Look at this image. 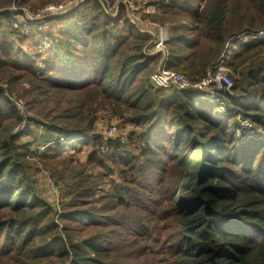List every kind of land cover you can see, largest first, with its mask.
Here are the masks:
<instances>
[{"label":"trees","instance_id":"1","mask_svg":"<svg viewBox=\"0 0 264 264\" xmlns=\"http://www.w3.org/2000/svg\"><path fill=\"white\" fill-rule=\"evenodd\" d=\"M89 1L90 7H79L56 18L65 25L59 32L68 41L59 47L58 54L49 50L53 55L43 62L47 71L44 75L52 88L96 93L105 96L114 107L136 111L134 120L141 131L135 133L134 139L142 145L141 154L134 156L123 152L120 145H111L115 149H110L108 162L113 167L99 159L111 174L115 172L114 166L118 167L119 178L131 184L116 187L119 203L136 208L152 222H164L162 227H155L156 231L148 227L140 232L149 239L156 233L168 232V250L173 257L170 264H264V88L255 94L243 90L236 96L228 91L219 92L222 104L230 105L227 114L220 113V107L201 101L196 92L171 91L173 95L163 96L162 92L169 90L147 91L146 70L158 62V56L144 53L148 38L127 19L112 20L98 2ZM202 1L160 3L167 19L190 18L194 22L173 30L183 34L171 37L167 43V69L183 70L196 81L215 70L227 40L235 37L236 28H230L234 22L248 26L252 35L264 31V0H254L255 4L258 2L254 9L246 8L242 0L233 9L227 0H211L201 10ZM46 3L39 0L41 6ZM11 14L0 12V21L10 20ZM33 26L37 30L42 24ZM1 39L6 37L1 35ZM241 46L240 53L233 55L228 66L243 75L244 58L264 47V39L250 40ZM19 54L7 41L0 43V57L8 59L4 62L0 59V71L3 65L20 70ZM262 73L264 70L247 72V84H264ZM135 87L140 88L134 90ZM240 90L239 85L233 88V92ZM3 97L0 91V100ZM232 106L237 113L233 114ZM78 109L76 115L83 117L84 108ZM5 113L0 102V127ZM237 115L254 124L256 136L241 139ZM13 118L20 120L17 112ZM36 124L48 133L62 135L67 142L73 141L71 145L87 140L86 128L59 127L39 121ZM98 140L89 144L98 146ZM66 147L68 144L50 147L45 154L57 158L63 156L58 153ZM152 158L154 166L150 171L144 163ZM165 160L177 170L176 174L164 166ZM22 162V155L0 154V264H123L120 259L133 257L131 252L124 251L126 244L106 239L105 235L113 231H106L105 216L75 211L63 215L62 229L51 220L42 223L45 212L38 210L40 205L25 187L27 181H20ZM160 176L175 183L177 193H183L181 198L174 194L165 209L163 201L152 199L155 191L150 188L152 179ZM170 186L162 184L161 192ZM16 193L19 194L12 204ZM148 193L147 200L140 196ZM150 198L156 206L154 210H150ZM32 212L30 219L25 217ZM56 231L59 232L55 234ZM62 233L69 236V241H64ZM85 234L87 238L79 239Z\"/></svg>","mask_w":264,"mask_h":264},{"label":"rangeland","instance_id":"2","mask_svg":"<svg viewBox=\"0 0 264 264\" xmlns=\"http://www.w3.org/2000/svg\"><path fill=\"white\" fill-rule=\"evenodd\" d=\"M18 1L24 4L20 5L15 0H12V2L11 0H0V12L5 11L13 15L10 20L2 19L0 21V43H4L5 40L15 47L16 52H20L18 58L21 65L20 70H14L3 65L0 71V91L4 94L0 102L1 107L6 110L3 125L0 127V154L11 152L12 155H22L24 171L20 181H27L25 187L30 191L29 193L34 195V201L40 205L38 210L45 212L43 215L45 221L43 220L42 223L46 224L51 220L59 226V229H62L65 224L62 221L63 215L75 211H86L105 216L104 220L108 225L106 231H113L105 235L107 236L106 239L115 244H126L124 251H129L133 254L131 259H120L121 263L170 264L173 257H171L168 250V245L170 244L168 232L156 233L152 236V239L140 232L148 227L153 230L155 227H162L164 222H152L149 217L136 208H128L125 204H120L117 199L116 187L119 184L123 187L131 184L124 183L122 178H119L118 167L114 166L115 172L111 174L100 162L101 159H104L108 167H113L108 162L110 155H112V150L110 149H115L109 147L111 145L116 147L120 145L122 151L130 152L134 156L141 154L142 145L137 139H134L135 133L141 131V128L135 124L136 111L114 107L105 96L96 93L68 92L52 88L45 80L44 73L47 71H45L43 62H46L53 55V53H51L52 55L49 54V50L58 54L59 47L65 45L68 41V39L61 37L59 32L65 25L56 18L64 17L69 12L76 11L79 7H90V1L79 0L73 4L71 0H46L47 3L42 6L39 4V0ZM95 1L99 3L110 19H117L118 21L122 19V22L127 19L130 25L141 32V35L148 38L144 53L152 57L158 56V62L153 66H148L146 70L147 78L144 79V83L146 82L144 89L147 91L153 89L152 92L155 93V90L158 89L152 84L151 76L157 70L162 55L154 50L157 39L152 36V33H158V30L163 28L170 33L172 38L177 37L183 32L173 30L179 25L190 26L194 24L193 20L191 21L190 18L184 20L167 19L162 12L163 10H160L161 0ZM173 1L175 0H163V2L168 4ZM177 1L182 2L183 0ZM63 3L69 5L64 10L60 7H54ZM210 3L211 0H203L201 10H205ZM227 3L233 9L238 7L240 2L239 0H227ZM242 3L246 8L254 9L258 2L256 1L255 4L254 0H242ZM52 4L54 5L51 6L52 9L47 8L45 10V7ZM181 21L183 22L181 23ZM35 23H41L42 27L35 30L33 26ZM235 24L234 22L230 26V28H236L234 30L235 37L227 40L225 51L219 59L215 70H210L208 75L201 80H208L209 76L222 74V76L226 75L229 77L231 86L221 84L219 87V85L213 84L206 88L205 90L216 93L214 98L198 94L201 101L209 103L208 105L214 104L218 106V109L220 107L219 111L222 114H227V109L230 105L222 104L220 99H218L219 92L228 91L231 96H236L242 94L243 90L253 91L255 94L262 92L264 88V84L257 86L248 85L245 78L247 72L264 70V47L257 50L258 52H254L255 54L253 55L250 53V55L248 54L249 56H244L242 69H244L245 73L243 75L240 74V70L235 72L228 66V63L233 59V55L240 53L241 45L250 40L260 41L264 39V31L252 35L248 31V26L243 27V25ZM1 35L5 36L6 39L2 40ZM167 50L169 51V46ZM92 52H95L94 48H92ZM203 52H206V48ZM124 53L129 55L126 50H124ZM81 54H84V52ZM0 59L2 62L8 60L3 57H0ZM179 72L188 77L183 70H179ZM256 75L254 74V77ZM262 77H264V73H262ZM109 80L112 81V79ZM115 80L116 78H114ZM192 81L200 82L196 81V79ZM236 85H239L242 90L233 92V88ZM139 88L135 87L134 90ZM171 91H163L162 95L171 96L173 95ZM149 100L150 98L147 99V101ZM240 101L243 103V100ZM81 107L84 108L83 113L85 115L78 117L76 114L79 112L78 108ZM231 108L233 114L237 113L234 106ZM14 112L18 113L20 120L13 118ZM237 116L241 125V132H239L241 139L256 136L254 124L249 120L242 119L239 115ZM36 121L59 127L86 128L88 129L87 140L76 144V146L71 145L73 141L70 143L60 134L48 133L43 126H36ZM229 125L231 129V122ZM96 139H100L96 142L98 146H93V143L92 145L89 144V142H93ZM67 144L68 147L58 153L59 155L63 154V156L57 158L46 156L45 151L48 148H59ZM166 161L168 160H165L164 166L176 174L177 170L172 168V164ZM144 166L151 171L153 169L152 166H154L153 158L146 161ZM121 167L119 166V169ZM152 181L150 188L155 191L152 199L154 201H163L165 203L163 204L164 209L167 207V203H171L170 199L174 194L180 198L183 196V193H177V185L170 182L168 178L160 176L153 178ZM166 183L171 184L170 188L161 192L160 186ZM13 190L14 188L11 189V191ZM18 194L16 193L13 196L12 204L15 203ZM148 195L149 193L147 196H140L147 200ZM152 199L150 210L156 209ZM30 201L27 203H30ZM33 215L34 212L28 213L25 217L30 219ZM99 216H97V219L101 220ZM18 220L21 222L25 221L23 218ZM110 220L114 222L111 223ZM135 225L137 226L134 230L132 228ZM58 232L54 233L57 234ZM61 236L64 241H69V236L66 233H62ZM87 237L85 234L79 236V239Z\"/></svg>","mask_w":264,"mask_h":264},{"label":"built area","instance_id":"3","mask_svg":"<svg viewBox=\"0 0 264 264\" xmlns=\"http://www.w3.org/2000/svg\"><path fill=\"white\" fill-rule=\"evenodd\" d=\"M71 1L74 4L77 3L79 0H71ZM51 6L54 5L52 4L45 7L46 8L45 10H47V8L52 9ZM68 6L69 5H67L66 3H63L60 5H56L54 7L55 8L60 7L62 10H64ZM110 16H112V14H110ZM152 36H154L157 39L154 45L155 52L161 53L162 55L157 70L151 76V82L156 88L172 90V91H191L203 95H208L209 97L214 98V94L216 93H214V91L205 90L206 88L212 86L213 84H217L219 85V87L221 86V84L225 86L226 85L231 86V80L226 75L222 76V74H219L217 76H209L208 80L205 79L200 82H193L191 79H189L186 75H184L181 72L168 70L167 62L169 58L168 57L169 52L167 50V43L170 40L171 35L166 29L160 28L158 30V33H152Z\"/></svg>","mask_w":264,"mask_h":264}]
</instances>
